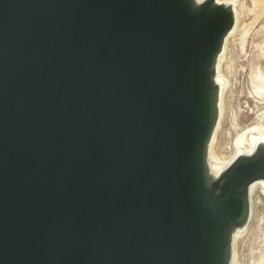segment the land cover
<instances>
[{
  "label": "water",
  "instance_id": "water-1",
  "mask_svg": "<svg viewBox=\"0 0 264 264\" xmlns=\"http://www.w3.org/2000/svg\"><path fill=\"white\" fill-rule=\"evenodd\" d=\"M213 0H0V264H226L264 149L209 184Z\"/></svg>",
  "mask_w": 264,
  "mask_h": 264
},
{
  "label": "bare ground",
  "instance_id": "bare-ground-1",
  "mask_svg": "<svg viewBox=\"0 0 264 264\" xmlns=\"http://www.w3.org/2000/svg\"><path fill=\"white\" fill-rule=\"evenodd\" d=\"M193 1L199 4L204 0ZM213 3L228 8L231 15V26L222 38L211 66V79L214 88V120L204 150L205 172L210 185L220 180L236 160L257 153L260 151L259 148L264 149V116L260 119H254L250 124L240 129L236 127L235 118H231L230 123L235 134L231 136L228 147H225L223 142L218 140V136L225 133L220 130L226 112L225 94L231 85L230 77L233 66L227 57L228 44L230 39L239 34L238 32L241 30V17L245 6L240 0H213ZM255 46L258 47L259 45L256 44ZM240 48L241 51H245L243 42ZM250 85L256 94L264 96V71L258 66L254 65L251 68ZM256 190H259L264 196V178L252 180L244 187L247 198V213L241 223L227 226L228 256L226 264H241L238 245L240 241L246 240L250 235L256 206L254 198ZM260 264H264V262Z\"/></svg>",
  "mask_w": 264,
  "mask_h": 264
},
{
  "label": "rangeland",
  "instance_id": "rangeland-1",
  "mask_svg": "<svg viewBox=\"0 0 264 264\" xmlns=\"http://www.w3.org/2000/svg\"><path fill=\"white\" fill-rule=\"evenodd\" d=\"M240 1L245 6L241 30L228 44L227 57L233 66L231 85L225 94L226 112L220 130L225 133L218 136L225 147H228L231 136L235 134L231 118H235L236 127L240 129L264 116V96L256 94L250 85L251 68L255 65L264 71V0ZM246 28L249 29L246 31ZM242 42L245 44L244 52L240 48ZM256 44L259 46L256 47ZM254 198L256 206L250 235L238 245L241 264L264 262V196L256 190Z\"/></svg>",
  "mask_w": 264,
  "mask_h": 264
}]
</instances>
